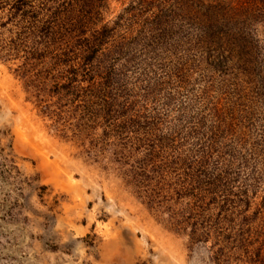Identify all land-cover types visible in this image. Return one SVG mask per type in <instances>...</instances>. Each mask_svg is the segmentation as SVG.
Masks as SVG:
<instances>
[{
	"label": "rangeland",
	"instance_id": "rangeland-1",
	"mask_svg": "<svg viewBox=\"0 0 264 264\" xmlns=\"http://www.w3.org/2000/svg\"><path fill=\"white\" fill-rule=\"evenodd\" d=\"M4 1L0 264L264 255L256 3L253 21L239 0Z\"/></svg>",
	"mask_w": 264,
	"mask_h": 264
},
{
	"label": "trees",
	"instance_id": "trees-1",
	"mask_svg": "<svg viewBox=\"0 0 264 264\" xmlns=\"http://www.w3.org/2000/svg\"><path fill=\"white\" fill-rule=\"evenodd\" d=\"M248 2H249V0H239V4L237 6V9L240 12L242 11L243 15H241V16H244L245 19H249V20H253L254 21V20L257 19V17L258 18L261 17L262 14H259V13L257 14L254 11L253 12L254 15H253V14H251V12H252L251 9L244 10L245 8H243L242 6H240V3L241 4L242 3L249 4ZM253 2L257 4V7H259L260 13H264V0H252V3ZM0 3H1V0H0ZM6 3H8V5H9L10 12L17 13V12H20V11H22L24 9L23 7L26 4V0H7V2L4 1V4H6ZM241 8H242V10H241ZM55 12H57V10H54V12L50 13L49 16H47V19L48 20H51V19L54 20L55 19L54 18V13ZM48 23H51V22L48 21ZM47 29H49V24L45 28V34L46 35H47V33H46L47 32ZM42 53L43 52H40V55H43ZM35 55H36L35 52L32 51L31 52V56H35ZM59 88L60 89H65V88H67V85H60ZM147 157L148 156H146L145 159H147ZM190 236L192 237V234ZM246 258H248V263L247 264H252L253 262H255L256 264H264V255L262 256L260 254V251H256L252 255H249L248 254Z\"/></svg>",
	"mask_w": 264,
	"mask_h": 264
},
{
	"label": "crops",
	"instance_id": "crops-1",
	"mask_svg": "<svg viewBox=\"0 0 264 264\" xmlns=\"http://www.w3.org/2000/svg\"><path fill=\"white\" fill-rule=\"evenodd\" d=\"M39 243L41 244V239H39ZM42 244H45V238H44V241H42ZM40 248V246H39Z\"/></svg>",
	"mask_w": 264,
	"mask_h": 264
},
{
	"label": "bare ground",
	"instance_id": "bare-ground-1",
	"mask_svg": "<svg viewBox=\"0 0 264 264\" xmlns=\"http://www.w3.org/2000/svg\"><path fill=\"white\" fill-rule=\"evenodd\" d=\"M62 232V231H61ZM68 235V234H67Z\"/></svg>",
	"mask_w": 264,
	"mask_h": 264
}]
</instances>
